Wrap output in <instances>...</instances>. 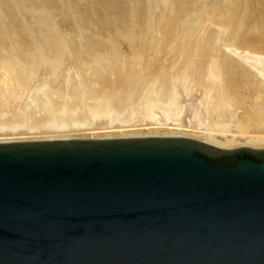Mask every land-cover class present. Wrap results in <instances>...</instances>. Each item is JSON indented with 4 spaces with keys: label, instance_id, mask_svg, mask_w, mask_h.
<instances>
[{
    "label": "water",
    "instance_id": "95a60500",
    "mask_svg": "<svg viewBox=\"0 0 264 264\" xmlns=\"http://www.w3.org/2000/svg\"><path fill=\"white\" fill-rule=\"evenodd\" d=\"M145 89L146 134L0 143V264H264V148L219 149L205 88Z\"/></svg>",
    "mask_w": 264,
    "mask_h": 264
},
{
    "label": "bare ground",
    "instance_id": "6f19581e",
    "mask_svg": "<svg viewBox=\"0 0 264 264\" xmlns=\"http://www.w3.org/2000/svg\"><path fill=\"white\" fill-rule=\"evenodd\" d=\"M237 1L209 10L214 27L231 28L227 37L213 39L200 11L202 0H0V134L97 129L89 117L105 109H111L113 123L124 115L132 118V106L141 107L151 84L156 103H174L179 77L185 94L194 86L205 88V120L229 129L225 140L202 133L203 141L225 150L264 148V134H255L263 128L252 126L264 122V100L259 101L264 91L258 94V87L264 89V2L261 11L252 9L248 16L245 7L254 0L236 6ZM191 27H201L205 41L198 42V34L189 40ZM69 54L73 58L67 62ZM43 66L74 86L54 90L49 80L39 79L43 75L37 77ZM83 69L90 71L81 79ZM106 133L95 138L9 133L15 139L0 136V143L123 138Z\"/></svg>",
    "mask_w": 264,
    "mask_h": 264
},
{
    "label": "rangeland",
    "instance_id": "374dc122",
    "mask_svg": "<svg viewBox=\"0 0 264 264\" xmlns=\"http://www.w3.org/2000/svg\"><path fill=\"white\" fill-rule=\"evenodd\" d=\"M223 1H225L226 2V0H216V2H215V4L213 5V0H202V2H201V10L200 11H202V13L204 12V16L208 19V17H210V15H209V10L211 9V8H213L214 6H216L219 2H223ZM225 2H223V3H225ZM229 2V0H227V3ZM239 2H240V0H239ZM239 2L237 1V5L236 6H238V4H239ZM262 2H264V1H262V0H254L253 1V3H252V7L250 8V9H248L249 8V6L248 7H245L246 8V15H248V13H250V11L252 10V9H254V10H257V11H261V9H262V6H263V4H262ZM81 5H83V4H81ZM213 6V7H212ZM235 8H237L238 9V7H235ZM248 16H253V15H248ZM207 22H208V27L210 28V26H211V29H210V35H211V38L213 37V39H215V38H217L218 36H220L221 34H222V37L223 36H228L229 34H228V31H230L231 30V28L230 27H228V26H224L223 24H220V25H217V26H215L214 27V25H213V20H211V19H208L207 20ZM214 27V28H213ZM217 27H219L218 29H219V31H217ZM194 27H191V29H192V31L190 30L188 33V35L186 36L189 40L194 36V35H196V34H198L199 35V33H201V32H203V29H201V27H195L194 29H193ZM213 29V30H212ZM123 30L122 29H120V30H118L117 29V32L118 33H121ZM77 33H79V31H77L76 32V37H80V38H82V35H79V34H77ZM119 35V37L121 36L120 34H118ZM203 36V35H202ZM202 36H198V38H196L197 40H198V42H203V38H204V41H205V37H203L202 38ZM80 38H79V40H80ZM101 40H103V38H102V36H98V38H97V41L98 42H100ZM232 43H234L233 42V39H232ZM214 45V42L212 41L211 42V44H210V48L212 47ZM103 46V45H102ZM101 46V47H102ZM127 45H125L123 48H125L126 50H128V48H130V47H126ZM130 46V45H129ZM108 49H110V48H108ZM112 50V49H111ZM222 52H224V51H222ZM224 53H226V52H224ZM71 54V53H70ZM70 54L69 55H67L68 56V58H70V59H68L67 60V62L70 60H72V56L73 55H71L70 56ZM72 57V58H71ZM63 65V64H62ZM86 66V65H85ZM91 67H93L94 65L93 64H91L90 65ZM46 66H43L38 72L39 73H37V77L39 78V76L40 75H43V76H40V78L39 79H41V78H43L44 77V79H46L45 81H48V83H50L51 84V86L54 88V90H59L60 88H62V87H64L65 85H67L68 87L70 86V87H72V86H74V82L73 81H71V80H69L67 83H65V81H63V78H62V75H59V74H54V73H52L51 71L49 72V70L46 68V69H44ZM83 67H84V64H83ZM85 68V67H84ZM47 70V71H46ZM89 71H90V69H88ZM47 73H46V72ZM89 71H87V69H83L82 71H80V78L81 79H84L87 75H89ZM42 72H43V74H42ZM83 72V73H82ZM84 72H85V76H84ZM88 72V73H87ZM45 73V74H44ZM87 73V74H86ZM40 74V75H39ZM50 74V76H48ZM45 75H47V76H45ZM53 75V76H52ZM52 76V77H51ZM46 77V78H45ZM49 77H51V78H49ZM116 77V76H115ZM43 79V80H44ZM111 81H112V79H111V76L109 77V81L108 82H110V84H112L111 83ZM62 83V84H61ZM69 84H71V85H69ZM60 85V86H59ZM259 88V90H261V93H260V91H259V93L258 94H260V96L263 94L262 93V91H264V89H262V88H260V87H258ZM259 98V97H258ZM257 98V99H258ZM262 101L263 102V96L262 97H260L259 98V101ZM130 119H132V118H129V116H127V115H124V116H122L121 118H119V119H117L116 121H119V122H127V123H129L128 121L130 120ZM148 123L149 122H145V123H143V124H140V125H137V126H135V128L137 129H134V127L132 126H122V127H116V129H115V127H111V128H102V133H106V131L108 132V133H110V134H114V133H116L115 134V136H119L120 135V137H124V136H126V135H139V134H146V131H147V127H148ZM261 127H260V126ZM147 126V127H146ZM253 126V128H258V127H260V128H263V129H261V131H259V132H257V133H255V134H259L260 135V133H261V135H263L264 134V122L262 123V124H258V125H252ZM258 126V127H257ZM126 127V128H125ZM119 128V129H118ZM123 128H125L124 130H123ZM131 128V129H130ZM132 128H133V130H132ZM142 128H144V129H142ZM108 129V130H107ZM110 129H112V130H110ZM115 129V130H114ZM118 129V130H117ZM140 129V130H139ZM146 129V130H145ZM87 130V131H86ZM90 130L91 131H93V132H91L90 134H88V132H90ZM121 130V131H120ZM123 130V131H122ZM129 130V131H128ZM83 132H81V131H75V133H74V131L72 132H70V131H66V132H62V133H50V132H40V133H38V134H36V136H35V134L33 135L34 136V138H41L42 136L44 137H46V136H51V135H60V136H62V137H64V136H70V137H73V135L75 136H79V135H82V134H80V133H83L84 135L83 136H89V135H91L92 134V136H93V138H95V136H98V137H106V136H104V134L102 135V133H97V129H85V130H82ZM85 131V132H84ZM119 131V132H118ZM145 131V132H144ZM144 132V133H143ZM7 133V134H6ZM9 133H12L11 135L13 136L14 134L17 136V135H19V136H15L14 135V137L15 138H18V137H25V138H32L33 136H32V134L33 133H25V135H24V133H20V132H18V131H13V132H1V134H0V136H2L1 138H5V135H6V138H11V139H15L14 137H11L10 136V134ZM14 133V134H13ZM18 133V134H17ZM43 134V133H45V134H43L42 136H39L40 134ZM77 133V134H76ZM87 133V134H86ZM128 133V134H127ZM65 134V135H64ZM94 134H96V135H94ZM107 134V133H106ZM121 134H122V136H121ZM4 135V136H3ZM9 136V137H8ZM27 136V137H26ZM229 136H230V134H229ZM236 136H238V134H236ZM264 136V135H263ZM44 137V138H45ZM54 137V136H53ZM85 137H79V138H85ZM241 139H243V138H241Z\"/></svg>",
    "mask_w": 264,
    "mask_h": 264
}]
</instances>
